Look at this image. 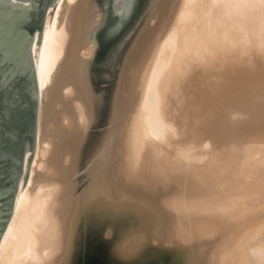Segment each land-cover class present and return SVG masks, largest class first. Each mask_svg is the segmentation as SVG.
Masks as SVG:
<instances>
[{
    "label": "water",
    "instance_id": "obj_1",
    "mask_svg": "<svg viewBox=\"0 0 264 264\" xmlns=\"http://www.w3.org/2000/svg\"><path fill=\"white\" fill-rule=\"evenodd\" d=\"M56 1L0 0V240L13 214L26 155L25 183L47 124L69 113L91 146L63 222L66 264H210L218 245L264 222V205L242 220L223 217L206 235L195 225V237L187 243L178 240L176 229L191 212L176 205L211 199L225 185L236 163L221 160L239 129L264 121V94L255 107L249 106L254 88L246 101L228 103L205 159L174 166L139 161L134 141L148 82L185 0H81L37 135L39 85L32 49L40 47L47 12ZM89 43L92 56L81 57ZM68 85L75 90L70 100L62 93ZM73 100L85 106L87 130L79 126Z\"/></svg>",
    "mask_w": 264,
    "mask_h": 264
},
{
    "label": "bare ground",
    "instance_id": "obj_2",
    "mask_svg": "<svg viewBox=\"0 0 264 264\" xmlns=\"http://www.w3.org/2000/svg\"><path fill=\"white\" fill-rule=\"evenodd\" d=\"M81 0L56 1L47 12L40 47L32 49L38 85L37 135L42 134L46 103L57 73L65 64L71 41L72 19ZM36 50V51H35ZM93 43L80 55L92 56ZM258 105L264 94V2L262 0H185L156 56L144 97L134 155L146 164L174 166L205 159L228 103ZM70 100L74 87L62 91ZM79 126L90 119L81 101L73 100ZM91 141L65 113L50 121L35 145L28 178L25 157L13 214L0 240V264H66L63 222L84 177ZM236 167L228 181L208 200H181L177 208L191 216L179 223L177 238L187 243L210 233L225 216L242 220L264 205V121L246 125L232 139L221 160ZM25 184V185H24ZM225 244L238 245L237 264L264 262V222L235 234Z\"/></svg>",
    "mask_w": 264,
    "mask_h": 264
},
{
    "label": "clouds",
    "instance_id": "obj_3",
    "mask_svg": "<svg viewBox=\"0 0 264 264\" xmlns=\"http://www.w3.org/2000/svg\"><path fill=\"white\" fill-rule=\"evenodd\" d=\"M208 238V237H205ZM238 245L225 244L223 245L217 253L216 264H237V261L232 259V254L236 250ZM264 264V262H262Z\"/></svg>",
    "mask_w": 264,
    "mask_h": 264
},
{
    "label": "snow or ice",
    "instance_id": "obj_4",
    "mask_svg": "<svg viewBox=\"0 0 264 264\" xmlns=\"http://www.w3.org/2000/svg\"><path fill=\"white\" fill-rule=\"evenodd\" d=\"M54 2H55V0H54ZM61 2H64V0H61ZM262 2H264V0H262ZM21 167H23V164H21Z\"/></svg>",
    "mask_w": 264,
    "mask_h": 264
},
{
    "label": "rangeland",
    "instance_id": "obj_5",
    "mask_svg": "<svg viewBox=\"0 0 264 264\" xmlns=\"http://www.w3.org/2000/svg\"><path fill=\"white\" fill-rule=\"evenodd\" d=\"M46 20H47V16H46ZM45 23H46V21H45ZM25 170V169H24ZM24 173H25V171H24Z\"/></svg>",
    "mask_w": 264,
    "mask_h": 264
}]
</instances>
